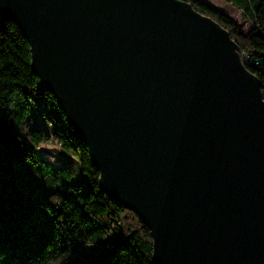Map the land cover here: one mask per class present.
<instances>
[{
	"label": "water",
	"instance_id": "1",
	"mask_svg": "<svg viewBox=\"0 0 264 264\" xmlns=\"http://www.w3.org/2000/svg\"><path fill=\"white\" fill-rule=\"evenodd\" d=\"M9 18L154 264H264V98L226 29L181 0H0Z\"/></svg>",
	"mask_w": 264,
	"mask_h": 264
},
{
	"label": "trees",
	"instance_id": "2",
	"mask_svg": "<svg viewBox=\"0 0 264 264\" xmlns=\"http://www.w3.org/2000/svg\"><path fill=\"white\" fill-rule=\"evenodd\" d=\"M181 1L230 33L248 56L245 65L260 80L264 98V0H226L253 22L248 32L203 0ZM31 61L20 27L11 18L0 22V261L154 264L147 225L102 190L100 172L57 100L38 90ZM40 104L44 108L36 111ZM40 113L50 127L43 122L26 132L25 120ZM52 139L77 157L76 167L39 153Z\"/></svg>",
	"mask_w": 264,
	"mask_h": 264
},
{
	"label": "rangeland",
	"instance_id": "3",
	"mask_svg": "<svg viewBox=\"0 0 264 264\" xmlns=\"http://www.w3.org/2000/svg\"><path fill=\"white\" fill-rule=\"evenodd\" d=\"M204 2L213 5L217 9L223 11L225 14H227L231 19H233L241 28L243 32H248L251 28H253V22L248 19L244 13L237 9L233 4L227 2L226 0H203ZM242 60L244 61L246 59V55L240 53ZM39 102V100H38ZM44 105L40 104L39 107L36 109V111H39L40 109H43ZM46 108H49L48 106ZM45 123V125L49 128L50 124L48 121L45 120L44 116L40 113L36 117H31L30 119L25 120V127L26 132H28V129L30 127L39 126L42 123ZM39 153L45 157V159L49 160L50 162L61 165L63 163V160H67L71 165L74 167L77 166V157L74 154H69L65 152L62 148V146L55 140L52 139L50 142L42 143L38 147Z\"/></svg>",
	"mask_w": 264,
	"mask_h": 264
},
{
	"label": "built area",
	"instance_id": "4",
	"mask_svg": "<svg viewBox=\"0 0 264 264\" xmlns=\"http://www.w3.org/2000/svg\"><path fill=\"white\" fill-rule=\"evenodd\" d=\"M247 58H248V56L246 55V59L244 60L245 62H246Z\"/></svg>",
	"mask_w": 264,
	"mask_h": 264
},
{
	"label": "snow or ice",
	"instance_id": "5",
	"mask_svg": "<svg viewBox=\"0 0 264 264\" xmlns=\"http://www.w3.org/2000/svg\"><path fill=\"white\" fill-rule=\"evenodd\" d=\"M0 264H3V261H0Z\"/></svg>",
	"mask_w": 264,
	"mask_h": 264
}]
</instances>
